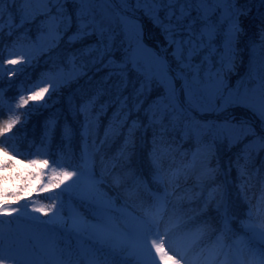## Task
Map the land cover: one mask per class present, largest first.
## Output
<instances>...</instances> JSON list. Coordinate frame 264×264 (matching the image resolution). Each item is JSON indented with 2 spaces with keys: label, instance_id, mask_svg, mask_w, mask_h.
<instances>
[{
  "label": "snow or ice",
  "instance_id": "6c2138e0",
  "mask_svg": "<svg viewBox=\"0 0 264 264\" xmlns=\"http://www.w3.org/2000/svg\"><path fill=\"white\" fill-rule=\"evenodd\" d=\"M142 18L159 30L158 37L149 33L146 38ZM242 18L258 23L255 38L245 42L246 72L233 83L238 63H244L240 44L247 33ZM37 20L39 35L31 45L37 55L57 48L65 37L69 47H80L68 54L66 66L42 74L26 88L19 85L16 98L7 102L11 114L0 121V137L5 138L0 140V264H264V176L260 168H251L264 152V0H0V34L7 28L12 35ZM18 47L13 42L7 57L0 49V82L7 76L9 88L11 78L37 59ZM89 72L102 75L93 94L76 107L84 118L76 162L70 163L67 152L56 157L49 151V133L56 127L50 120L30 154L51 160L30 159L19 170L24 161L17 157L27 154L9 134L27 122L31 109L23 114L24 121L15 110L30 102L34 108L46 107L41 103L46 94ZM5 92L0 87V115ZM104 96L109 99L100 102ZM109 108L114 111L100 136L101 117ZM149 128L155 189L126 167L135 133ZM176 131L181 141L194 140L192 151L180 152L167 139ZM62 135L70 146L72 129ZM121 135L120 150L107 157L105 147ZM217 142H226L229 150L239 146L234 166L239 195L247 204L239 230L232 227L237 217L229 214L226 192L210 186L217 171L210 167ZM193 176L199 191L178 193L181 178L186 183ZM256 178L260 193L253 204L249 191ZM104 186L121 189L124 203L118 207ZM33 193H51L45 196L51 203L32 199ZM131 200L139 204L131 205ZM73 201L86 204L89 216ZM184 201H198L201 212L214 206L221 226L205 221L188 227L195 217L182 211ZM29 208L48 219L31 215Z\"/></svg>",
  "mask_w": 264,
  "mask_h": 264
},
{
  "label": "trees",
  "instance_id": "16d2710c",
  "mask_svg": "<svg viewBox=\"0 0 264 264\" xmlns=\"http://www.w3.org/2000/svg\"><path fill=\"white\" fill-rule=\"evenodd\" d=\"M243 3V0H241ZM254 15V12H253ZM147 20V18H144ZM243 20V26L247 35L242 38L240 47L244 49L241 52V57L244 61L243 64L237 66L238 75L232 76L231 80L234 83L238 76L244 75L247 69V63L249 60V52L245 48V42L250 38H255L254 34L256 32L255 24L258 21H252L250 18ZM16 22L19 23V17H16ZM149 22V21H148ZM5 23H7V14L5 15ZM39 20L33 22L32 24H25L22 28L16 29L12 35H8V30L5 28L3 34H0V49L4 50L5 57H7V49L16 42L19 47L18 51L31 52L33 55H37L35 49L31 47L33 43L36 42V38L39 35L37 25ZM152 29L158 33L159 30L153 28L152 24L149 22ZM80 45H73L69 47L66 44L65 40L60 42V45L57 48L50 50L42 55H37V59L29 65L25 72L19 76L12 77V86L9 88L8 77L5 76L3 82H0V87L6 89L5 92V105L4 108L7 111V102L12 101L17 96V88L19 85H23L25 88L34 82H36L42 74L48 73L50 71H55L57 67L66 66V59L68 54L73 50V48H78ZM16 67H21L17 65ZM102 73H97L95 76L91 72L88 73V76L81 77L78 81H75L65 87H61L55 94L51 92L46 94L45 103L47 106L43 108H34L33 104L30 102L26 108L16 109V114L21 116V120L24 121V113L31 109L30 115L27 117V122L21 125H17L12 133H10L16 140L20 150L26 153V156H18L17 159L23 160L24 164L19 165V170H25V165L30 159H50L51 157L45 156H33L30 153L35 150L37 146L40 145L42 138L46 132V124L50 120L56 121V127L54 131L50 132V140L47 142V147L49 151L54 154L56 157L60 155L61 152H67L72 160L70 163H75L76 159L79 157L80 150L83 143V138L81 136L82 125L84 122L83 116H81L77 111L76 107L87 97L93 94L96 88V81L99 79ZM89 76H92V80L88 79ZM43 86V85H41ZM27 94V93H25ZM51 95V100H48V96ZM109 99V97L104 96L100 98V102ZM113 108H109L106 116L101 117L99 134L103 136L104 129L108 125L109 119L112 116ZM8 115L9 113L7 111ZM132 118H135L133 116ZM211 119L212 117H208ZM224 114H222L219 119H223ZM141 119L146 123V117L141 115ZM66 128L72 129V138L69 142L63 137L62 133ZM152 129L149 128L146 132L141 129L135 133V149L131 154L130 159L126 163V167L133 170L137 175L149 181V186L155 189L154 185H151V173L152 167L149 160V153L152 150ZM167 139L172 141L175 145H178L180 152H190L195 148V142L192 139H186L181 141V133L179 131L168 133ZM124 142V136L114 138L106 147L105 153L107 157L115 156L120 150ZM207 142V138L206 141ZM239 150V146L229 150L227 143L215 144V154L210 159V167L217 169L215 173V180L210 185L215 187L217 185L221 186L227 194V201L229 206V214H234L237 219L233 220L232 225L238 227L239 219H242L245 210L247 209V204L243 202L239 195L240 180L238 178L237 169L234 166V161L236 159V154ZM177 162L180 161V155L177 153L176 156ZM264 152H261L256 156L254 164L251 166L252 169L260 168L261 176H264ZM38 168H43V164L37 166ZM251 170V169H250ZM27 172L33 171L32 168L26 169ZM46 171V170H45ZM96 171L99 173V157H97V166ZM119 171V169H117ZM195 177L190 178L186 183L183 178H181V188L178 189V193L183 192L184 189H192L193 193L199 191L198 188H195ZM110 183V181H109ZM254 185L250 191L249 195L253 197V204H255V196L260 193V180L258 178L252 180ZM38 187V186H37ZM115 189L116 193L124 200V194L121 189ZM45 196H48L47 193L41 194L39 197L32 194V199L41 200L43 204H50L51 201L45 199ZM27 200H21V202ZM131 205H138V200L129 201ZM182 211L187 213L189 216H194L195 219L191 221L188 225L190 228H196L201 225L203 222L207 221L214 228H219L222 218L216 212L214 206H210L206 212H201L202 205L198 201H184L180 205ZM135 209V208H133ZM42 218L46 216L42 215Z\"/></svg>",
  "mask_w": 264,
  "mask_h": 264
},
{
  "label": "rangeland",
  "instance_id": "374dc122",
  "mask_svg": "<svg viewBox=\"0 0 264 264\" xmlns=\"http://www.w3.org/2000/svg\"><path fill=\"white\" fill-rule=\"evenodd\" d=\"M142 23L144 25V28H145V36L147 38V36L149 35V33H155L156 36L158 37V33H156L152 27H150L151 25L149 24L148 20H144V18H142ZM148 43H151L150 40L147 41ZM236 113L237 115L239 116L241 114V110L237 109L236 110ZM8 117V114L4 108V113L3 115H0V121L4 120V119H7ZM9 136H12L11 134H9ZM5 139L4 137H0V140H3ZM47 171V170H46ZM63 187V186H62ZM56 191H59V189H57ZM103 191L107 192V194L109 196H111L114 200H116V203H117V206H121L124 201L122 200V198L116 193L115 189L112 188V187H109V186H104L103 187ZM47 195H51V193H47ZM66 199V197H65ZM38 200V199H36ZM41 202V200H38ZM21 204H26L28 203V201H23V202H20ZM42 203V202H41ZM73 205L82 213L84 214L86 217L89 216V207L86 205V204H80L76 201H73ZM14 207H17L18 205H13ZM131 210V208H130ZM28 211L30 212L31 215L33 216H39L40 219L42 220L41 218V214L40 213H35V212H31V208L28 209ZM3 219H10L9 217H3Z\"/></svg>",
  "mask_w": 264,
  "mask_h": 264
}]
</instances>
